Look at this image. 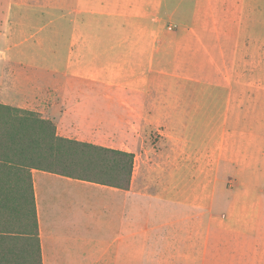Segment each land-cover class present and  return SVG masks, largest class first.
<instances>
[{"label":"crops","instance_id":"obj_1","mask_svg":"<svg viewBox=\"0 0 264 264\" xmlns=\"http://www.w3.org/2000/svg\"><path fill=\"white\" fill-rule=\"evenodd\" d=\"M71 8L67 56H8L55 75L63 100L48 105L38 79L14 93L0 86V105L78 141L77 122L121 126L131 187L33 169L35 222L29 196L0 182V264H264V0ZM155 133L164 140L150 147Z\"/></svg>","mask_w":264,"mask_h":264},{"label":"trees","instance_id":"obj_2","mask_svg":"<svg viewBox=\"0 0 264 264\" xmlns=\"http://www.w3.org/2000/svg\"><path fill=\"white\" fill-rule=\"evenodd\" d=\"M134 166L132 152L60 137L41 114L0 105V182L29 196L35 222L33 169L128 190Z\"/></svg>","mask_w":264,"mask_h":264},{"label":"rangeland","instance_id":"obj_3","mask_svg":"<svg viewBox=\"0 0 264 264\" xmlns=\"http://www.w3.org/2000/svg\"><path fill=\"white\" fill-rule=\"evenodd\" d=\"M256 20L258 26L264 20V13H257ZM73 21L75 17L72 14L71 0H0V86L4 93L28 89L35 84V80L41 79L49 90L48 105L63 100L55 92V75L39 77L38 70L34 72L29 61L17 60L10 63L8 56H67L71 48ZM262 31L263 29L257 28V32ZM256 55L264 56L263 45L257 46ZM5 70L9 73H5ZM67 84L70 85V82ZM11 99L6 95L1 96V101ZM93 110L105 114L102 103H98ZM100 119L104 120H95ZM77 123L74 124L76 132L73 134L80 141L121 150V126H85ZM163 140V137L155 133L149 137L148 143L150 147H159ZM129 143L134 149L143 145V140H132Z\"/></svg>","mask_w":264,"mask_h":264}]
</instances>
